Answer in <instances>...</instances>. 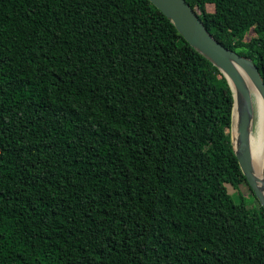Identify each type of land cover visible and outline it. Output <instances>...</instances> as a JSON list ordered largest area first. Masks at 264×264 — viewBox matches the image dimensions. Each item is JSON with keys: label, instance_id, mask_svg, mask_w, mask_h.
Masks as SVG:
<instances>
[{"label": "trees", "instance_id": "16d2710c", "mask_svg": "<svg viewBox=\"0 0 264 264\" xmlns=\"http://www.w3.org/2000/svg\"><path fill=\"white\" fill-rule=\"evenodd\" d=\"M185 1L264 81V0ZM232 102L149 0H0V264H264Z\"/></svg>", "mask_w": 264, "mask_h": 264}, {"label": "water", "instance_id": "95a60500", "mask_svg": "<svg viewBox=\"0 0 264 264\" xmlns=\"http://www.w3.org/2000/svg\"><path fill=\"white\" fill-rule=\"evenodd\" d=\"M149 1L169 19L181 36L216 66L226 78L233 99L230 122L232 150L249 187L264 208V158L261 160L260 176H258L254 172L250 149L253 101L241 73L243 71L248 77L264 103V81L258 67L251 58L224 47L209 33L195 10L185 0ZM233 124L234 136H232Z\"/></svg>", "mask_w": 264, "mask_h": 264}, {"label": "bare ground", "instance_id": "6f19581e", "mask_svg": "<svg viewBox=\"0 0 264 264\" xmlns=\"http://www.w3.org/2000/svg\"><path fill=\"white\" fill-rule=\"evenodd\" d=\"M241 73L247 83L253 101V123L250 134V149L254 172L256 175L260 176L261 160L264 158V103L248 77L243 71H241ZM234 124L232 136H234Z\"/></svg>", "mask_w": 264, "mask_h": 264}, {"label": "rangeland", "instance_id": "374dc122", "mask_svg": "<svg viewBox=\"0 0 264 264\" xmlns=\"http://www.w3.org/2000/svg\"><path fill=\"white\" fill-rule=\"evenodd\" d=\"M206 7H207L208 11H213V6L212 5L208 4ZM239 188H240L241 193L243 194V197H244V200L246 202V205L251 207V205L254 204V200L252 199L250 190L247 188L246 185H241ZM227 189L231 193L235 192L234 188H232L229 185L227 186Z\"/></svg>", "mask_w": 264, "mask_h": 264}]
</instances>
